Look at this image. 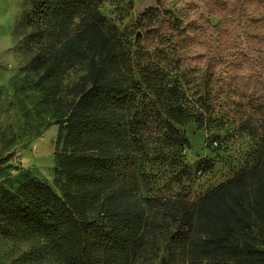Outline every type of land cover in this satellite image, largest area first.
Listing matches in <instances>:
<instances>
[{
	"label": "rangeland",
	"instance_id": "obj_1",
	"mask_svg": "<svg viewBox=\"0 0 264 264\" xmlns=\"http://www.w3.org/2000/svg\"><path fill=\"white\" fill-rule=\"evenodd\" d=\"M37 1L0 0V188L15 191L35 180L64 198L70 190L55 173L62 151L56 116L68 110L72 88L87 69L76 65L57 88H44L32 59L35 48L46 55V46L42 36L28 38L43 22L44 8L34 11ZM96 2L116 47L120 77L131 85L125 106L152 111L156 99L147 95L142 75L153 74L168 76L170 89L194 115L176 126L190 144L178 150L155 135L156 117L141 116L151 132L135 152L122 156V186L136 181L141 195L152 200L145 230L151 246L132 263L192 264L160 204L175 190L195 203L258 167L264 143L241 128L245 123L264 131V0ZM31 244L0 233V264H59L49 248Z\"/></svg>",
	"mask_w": 264,
	"mask_h": 264
},
{
	"label": "trees",
	"instance_id": "obj_2",
	"mask_svg": "<svg viewBox=\"0 0 264 264\" xmlns=\"http://www.w3.org/2000/svg\"><path fill=\"white\" fill-rule=\"evenodd\" d=\"M41 7L42 25L28 38L42 36L46 46V55L35 48L32 59L44 88H57L76 65L87 69L72 88L68 110L56 116L62 151L55 173L65 178L70 192L60 198L35 180L15 191L0 188V233L49 248L59 264H133L138 251L151 246L152 234L145 236V230L152 200L141 195L136 181L122 186V156L135 152L151 132L141 116L156 117L155 135L178 150L190 144L176 126L194 115L176 98L168 76L153 74L142 75V81L156 108L147 114L125 106L131 85L120 77L116 47L96 0H39L34 11ZM241 129L264 143L257 125L244 123ZM160 208L192 264H264V152L254 171L218 185L195 203L175 190Z\"/></svg>",
	"mask_w": 264,
	"mask_h": 264
}]
</instances>
